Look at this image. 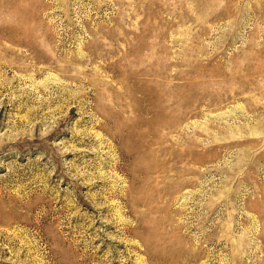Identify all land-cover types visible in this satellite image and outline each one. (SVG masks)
I'll use <instances>...</instances> for the list:
<instances>
[{
	"label": "rangeland",
	"instance_id": "374dc122",
	"mask_svg": "<svg viewBox=\"0 0 264 264\" xmlns=\"http://www.w3.org/2000/svg\"><path fill=\"white\" fill-rule=\"evenodd\" d=\"M0 264H264V0H0Z\"/></svg>",
	"mask_w": 264,
	"mask_h": 264
}]
</instances>
